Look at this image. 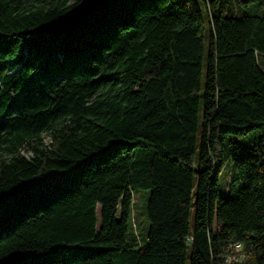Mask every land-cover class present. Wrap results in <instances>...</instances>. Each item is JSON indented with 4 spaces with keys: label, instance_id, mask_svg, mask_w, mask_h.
I'll use <instances>...</instances> for the list:
<instances>
[{
    "label": "trees",
    "instance_id": "obj_1",
    "mask_svg": "<svg viewBox=\"0 0 264 264\" xmlns=\"http://www.w3.org/2000/svg\"><path fill=\"white\" fill-rule=\"evenodd\" d=\"M235 242L264 264V0H0V264Z\"/></svg>",
    "mask_w": 264,
    "mask_h": 264
},
{
    "label": "rangeland",
    "instance_id": "obj_2",
    "mask_svg": "<svg viewBox=\"0 0 264 264\" xmlns=\"http://www.w3.org/2000/svg\"><path fill=\"white\" fill-rule=\"evenodd\" d=\"M231 171V165L224 167L220 176L221 190H224L226 184L229 182V175ZM149 193V189L141 188L133 194V215L135 217L136 232H138L139 235H146L149 229V220L146 215Z\"/></svg>",
    "mask_w": 264,
    "mask_h": 264
},
{
    "label": "built area",
    "instance_id": "obj_3",
    "mask_svg": "<svg viewBox=\"0 0 264 264\" xmlns=\"http://www.w3.org/2000/svg\"><path fill=\"white\" fill-rule=\"evenodd\" d=\"M227 253L221 255L227 264L242 263L247 259V254L242 242H235L228 246Z\"/></svg>",
    "mask_w": 264,
    "mask_h": 264
}]
</instances>
